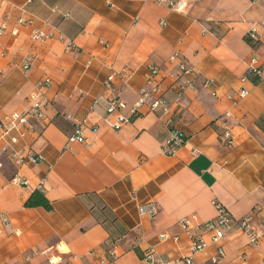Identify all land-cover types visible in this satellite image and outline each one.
I'll use <instances>...</instances> for the list:
<instances>
[{
    "label": "crops",
    "instance_id": "obj_1",
    "mask_svg": "<svg viewBox=\"0 0 264 264\" xmlns=\"http://www.w3.org/2000/svg\"><path fill=\"white\" fill-rule=\"evenodd\" d=\"M186 2V11L176 13L155 0H0V20L8 15L9 27L19 17L33 18L16 35L0 37V120L25 110L36 82L51 79L47 119L30 120L13 145L44 160L18 167L0 152V220L9 221L0 234V264H50L55 255L57 264H96L111 241H118L119 255L109 264H146L145 251L161 264H181L190 252L180 219L214 217V201L234 219L256 206L264 211V45L245 38L250 26L264 22V0ZM33 27H56L77 49L67 51L56 37L34 41ZM174 52L196 75L175 120L186 142L166 155L168 131L155 113L143 109L119 130L109 126L103 83L115 72L113 90L130 106L147 65L165 73ZM251 57L263 68L261 78L249 75ZM123 67L129 69L125 84ZM244 75L248 94L234 101ZM173 96L169 91V100ZM225 114L231 145L221 138ZM82 119L86 141L67 143ZM15 171L29 187L9 182ZM40 180L49 211L24 206ZM149 202L157 207L153 218L138 211ZM252 226L261 231L260 242L252 245L246 233L233 230L220 242L219 264H264V212L253 215ZM59 246L65 252L58 254ZM216 248L194 253V264H207Z\"/></svg>",
    "mask_w": 264,
    "mask_h": 264
},
{
    "label": "built area",
    "instance_id": "obj_2",
    "mask_svg": "<svg viewBox=\"0 0 264 264\" xmlns=\"http://www.w3.org/2000/svg\"><path fill=\"white\" fill-rule=\"evenodd\" d=\"M158 4L165 5L170 11L176 13H184L187 8L186 0H155ZM110 6L111 2L108 3ZM64 16H68L64 14ZM8 15L5 19L0 20V37L5 33L10 32L12 35H16L19 31L18 26L30 25L33 22V18L23 19L17 18L15 25L9 27ZM162 24H164L162 22ZM58 38L64 42V47L67 51H75L77 48L73 41L64 39L61 34H58L56 27H51L49 30L33 27L30 32V38L34 41H45L51 38ZM245 38L251 45H264V22L259 25H252L245 33ZM168 63L171 65L170 69L165 73L154 64H149L146 67L145 81L142 87L136 93L134 102L128 106L121 98L120 91L115 92L113 90V81L116 76L115 72H110L105 80L104 87L108 91L105 103L106 119L109 126L113 130H119L124 124L128 123L133 116L142 113V110L147 112H153L157 115V118L161 120L167 128L168 135L163 146V153L166 155H173L181 146L186 142V135L183 131L175 125L177 113L184 108L183 95L187 88L192 85L195 79L194 68L191 67L186 60L178 52H174L168 57ZM250 67L248 69L249 75L257 78H261L263 68L256 64V58H250ZM24 70L30 67L28 59H24L22 63ZM119 75H122L121 81L125 84L128 76L129 69L123 67L120 70ZM166 79H170L168 86H164ZM249 77L244 75L240 78V86L236 91L234 101H238L244 98L248 94V90L244 83L247 82ZM51 85V79L49 76L44 75L35 84L34 90L28 95V107L21 112H12L5 115L0 120V152L6 154L8 159L16 166L25 165L28 163H38L44 160L42 154L32 152L30 150L23 151L15 149L13 145L17 142L18 138H22L26 135L28 129H30V120L45 121L47 116L45 114V107L47 102L46 91ZM173 92L174 96L172 100L167 97L168 92ZM97 101H95L96 103ZM228 114H225L222 119V133L221 138L224 144L231 145L232 134L228 127ZM109 117H111L109 119ZM87 119L76 121L73 126V130L67 135V143H84L85 127L87 126ZM92 131H96V127H91ZM11 132H16V135H9ZM8 136V139H7ZM4 140L3 144L1 141ZM196 153V150L194 151ZM2 163L0 162V171ZM9 182L15 185L29 187V181L21 176L17 171L13 173ZM44 180H40L35 189L42 192ZM215 216L198 222L196 217H185L178 221V226L181 230L185 231L189 238V252L190 254L182 257L179 261L181 264H194L192 255L200 252L208 247L210 244H216V253L210 257L207 264H219L224 257V250L220 246L221 240L233 230H241L246 233L248 242L252 245H256L262 238V233L258 229L252 226L253 211L241 219H234L231 214L219 203L214 201ZM255 213H260L261 208L256 206L254 208ZM138 211L142 215H147L153 218L157 212V207L154 203L149 202L147 204L138 207ZM9 223L8 219L2 218L0 220V234L2 228ZM118 241L108 242L105 248V255L96 257V264H109L118 257ZM58 254L65 252L62 247L56 248ZM142 259L146 264H161L164 263L162 259H156L153 257L152 251H145L142 255ZM59 256H51L49 258L50 264H57Z\"/></svg>",
    "mask_w": 264,
    "mask_h": 264
},
{
    "label": "trees",
    "instance_id": "obj_3",
    "mask_svg": "<svg viewBox=\"0 0 264 264\" xmlns=\"http://www.w3.org/2000/svg\"><path fill=\"white\" fill-rule=\"evenodd\" d=\"M25 207L41 206L46 210H51L52 206L44 194L38 190L32 191L24 202ZM142 256V255H141Z\"/></svg>",
    "mask_w": 264,
    "mask_h": 264
},
{
    "label": "rangeland",
    "instance_id": "obj_4",
    "mask_svg": "<svg viewBox=\"0 0 264 264\" xmlns=\"http://www.w3.org/2000/svg\"><path fill=\"white\" fill-rule=\"evenodd\" d=\"M255 208V207H254ZM254 208L252 209V211H253V213H254V215L256 214L255 213V210H254ZM261 208V207H260ZM263 209L261 208V211L260 212H264V211H262ZM62 250H65V248L64 247H62Z\"/></svg>",
    "mask_w": 264,
    "mask_h": 264
}]
</instances>
